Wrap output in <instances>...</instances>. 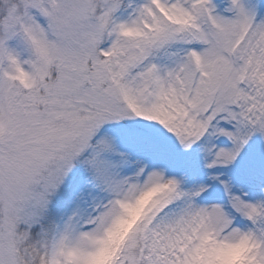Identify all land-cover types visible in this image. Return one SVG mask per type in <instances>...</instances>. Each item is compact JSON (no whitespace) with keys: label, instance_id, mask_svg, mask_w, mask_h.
Instances as JSON below:
<instances>
[{"label":"snow or ice","instance_id":"1","mask_svg":"<svg viewBox=\"0 0 264 264\" xmlns=\"http://www.w3.org/2000/svg\"><path fill=\"white\" fill-rule=\"evenodd\" d=\"M0 264H264V0H0Z\"/></svg>","mask_w":264,"mask_h":264}]
</instances>
